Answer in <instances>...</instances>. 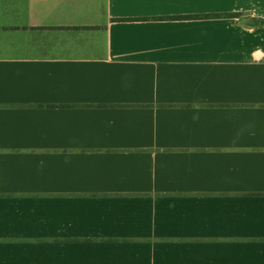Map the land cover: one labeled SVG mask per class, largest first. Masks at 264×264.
<instances>
[{
	"label": "crops",
	"instance_id": "1",
	"mask_svg": "<svg viewBox=\"0 0 264 264\" xmlns=\"http://www.w3.org/2000/svg\"><path fill=\"white\" fill-rule=\"evenodd\" d=\"M0 264H264V0H0Z\"/></svg>",
	"mask_w": 264,
	"mask_h": 264
},
{
	"label": "trees",
	"instance_id": "2",
	"mask_svg": "<svg viewBox=\"0 0 264 264\" xmlns=\"http://www.w3.org/2000/svg\"><path fill=\"white\" fill-rule=\"evenodd\" d=\"M221 15V14H220ZM219 14L218 15H215V16H220ZM225 15H228V16H239L241 15V13H228V14H225ZM211 15H183V16H171V17H167V18H163V19H193V18H199V17H210Z\"/></svg>",
	"mask_w": 264,
	"mask_h": 264
}]
</instances>
